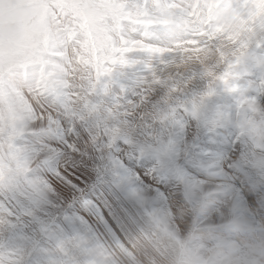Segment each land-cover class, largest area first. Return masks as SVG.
I'll list each match as a JSON object with an SVG mask.
<instances>
[{
	"label": "snow or ice",
	"instance_id": "snow-or-ice-1",
	"mask_svg": "<svg viewBox=\"0 0 264 264\" xmlns=\"http://www.w3.org/2000/svg\"><path fill=\"white\" fill-rule=\"evenodd\" d=\"M120 2L151 22L122 21L103 64L43 92L18 125L25 167L0 184V264H56L68 239L122 242L155 209L181 230L264 217V63L229 68L216 21L174 39L153 5L178 0ZM254 29L249 50L264 59V18Z\"/></svg>",
	"mask_w": 264,
	"mask_h": 264
},
{
	"label": "rangeland",
	"instance_id": "rangeland-1",
	"mask_svg": "<svg viewBox=\"0 0 264 264\" xmlns=\"http://www.w3.org/2000/svg\"><path fill=\"white\" fill-rule=\"evenodd\" d=\"M33 8L35 11L31 15ZM188 9L191 11L188 12ZM25 16H30L27 25ZM160 17H166L164 22L173 23L170 34L177 40L182 35V28L200 32L204 25L216 21L211 35L222 38L220 56L225 59L229 56L237 58L229 68L244 61L264 63V59L249 50L250 45L259 38L254 24L264 18V0H244L243 4L239 0H178L175 4L165 6L153 5V18L159 20ZM124 20L151 22L145 18L143 10L125 13L120 0H0V104L7 102L32 106V102L38 101L39 96L49 89L67 84L73 88L79 87L89 65L103 64L105 53L113 37L119 35ZM246 56L251 59H245ZM249 67L245 65V70ZM236 74L225 73L226 76ZM246 103L252 112L257 111L255 97ZM3 107L7 108L0 105L1 109ZM28 114L24 113V118ZM243 119L252 125L259 136V125L252 116L243 115ZM17 121L11 112L0 113V172L13 180L21 167H25L17 158L12 143L13 138L22 131ZM10 162L13 165H9ZM139 225L122 241L127 249L126 254L121 248L116 249L118 252L106 249L110 256L119 257V264L236 263L216 257L215 250L217 248L220 251L218 248L221 247L218 243L214 246V236L220 233L211 226L201 227L192 223L188 230H181L176 227L171 213L164 209L150 211ZM262 230L264 217L249 214L234 220L225 231H240L241 239L251 238L264 244V236L261 239L253 237V233L258 235ZM232 236L237 237L229 234L226 239ZM71 241L76 244L72 255L78 264H84L80 248L85 238L68 239L60 243L67 245ZM201 242L209 243L212 247L203 249ZM101 249L100 246L95 252L101 255L98 257L99 264H112L107 251ZM207 251H213L216 258L211 259ZM60 257L57 256L56 264H65ZM245 262L239 264H249Z\"/></svg>",
	"mask_w": 264,
	"mask_h": 264
},
{
	"label": "bare ground",
	"instance_id": "bare-ground-1",
	"mask_svg": "<svg viewBox=\"0 0 264 264\" xmlns=\"http://www.w3.org/2000/svg\"><path fill=\"white\" fill-rule=\"evenodd\" d=\"M34 11H35V8H33L31 15L34 13ZM90 12H93V11L91 10ZM235 13L236 12H234L233 14H235ZM24 18L27 21V23H26V25H27L29 22L30 16L29 17L25 16ZM18 20L23 22V20H21V19H18ZM233 28H235V27H233ZM223 31H225V30H223ZM223 31H221V33ZM245 59L250 60L251 57L246 56ZM0 105L1 106L2 105L7 106V108H4V107L2 109L0 108V113L10 114V112H11V114H14L15 117L17 118L18 125H20V123L25 120L23 114L24 113H31V111H32V106L29 104H10V103L5 102V103H2ZM9 105L12 107L10 108ZM21 129L23 130V128H21ZM0 159H1V157H0ZM3 163H4V161H3ZM4 164L7 165L6 163H4ZM5 165H2V166L5 167ZM9 165H13V163L10 162ZM21 168H23V167H21ZM12 180L13 179H9L8 177L4 176L0 172V184H4L6 182L11 183ZM251 223H252V221H251ZM139 226L140 225H138L137 227H139ZM219 233L220 234H217L214 236V239H215L214 246L215 245L217 246V243H218V246L221 247V248H218V249H220V251H218L217 248L214 246L212 248L214 250L216 248V250H217V251L215 250L216 257L223 258L225 261L230 262V263H232V262L234 263V261H235L237 264H239V262L244 263L246 261L245 263H249V264H264V259L262 258L264 255L263 254L264 253V244H261V243L257 242L256 240H253L251 238L245 237V238L241 239L240 238V231L239 232H236V231H231V232L222 231V232H220L219 231ZM196 234H197L196 236H199L198 233H196ZM199 234H200V232H199ZM229 234L235 235L237 237L232 236L230 239H226ZM263 236H264V230L259 231L258 235L253 233L254 239H261V237H263ZM247 241H249V242H247ZM201 243H202L203 249H210L212 247V245H210L209 243H205V242H201ZM236 243L237 244L239 243V245H236ZM241 243L244 246H242ZM69 244H67V245L61 244V243L59 244L57 251L62 254V255H60L61 256L60 258H61L62 262L65 264H78V262L76 261V259L72 255V249L76 247V244L73 243L72 241ZM99 245L102 247V249H101L102 251H107L106 249L114 251L117 248H121L122 251L124 250L125 254H126L127 249L124 247V245L121 241H118V240H115L112 238H105V237L85 238V242L81 243V248H80V251L82 252V258H83L84 264H99L100 263L98 260L99 259L98 257H101V255L99 253H97V255H96V253H95V252H97L96 249H98L100 247ZM247 248H249V250ZM98 251H100V249ZM108 251L106 253H107V256L110 257V259H111L110 262L112 264H114V263L119 264L118 263L119 257L114 256V255L110 256L108 254ZM116 252H118V251L116 250ZM206 253L208 256L211 257V259L216 258L213 255V251H207ZM92 259H94V261H92ZM55 261L58 263L57 257H55Z\"/></svg>",
	"mask_w": 264,
	"mask_h": 264
}]
</instances>
